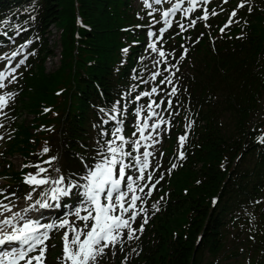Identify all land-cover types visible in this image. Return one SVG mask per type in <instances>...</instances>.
I'll use <instances>...</instances> for the list:
<instances>
[{"label":"trees","instance_id":"obj_1","mask_svg":"<svg viewBox=\"0 0 264 264\" xmlns=\"http://www.w3.org/2000/svg\"><path fill=\"white\" fill-rule=\"evenodd\" d=\"M248 3L252 8L242 12L241 29L230 37L214 27L207 34L197 22L186 40L189 45L196 38V46L181 50L183 60L168 42L181 36L179 25L162 38L165 74L158 81L171 101L163 110L168 137H187L184 159L172 152L155 159L159 183L143 203L148 223L136 233L139 239L125 238L122 247L110 248L103 264H223L228 259L264 264V0ZM134 11L130 0H0V55L7 46L27 50L19 76L6 88L0 178L7 184L0 198L20 199L32 190L23 178L43 168L41 178L64 179L49 190L69 189L56 201L57 210L74 204L82 187L71 186L86 183L83 177L113 139L111 115L123 106L118 115L126 121L148 78L143 35L133 38L130 31L121 41L117 37L122 20L128 15L131 21ZM186 20L180 23L187 26ZM54 24L62 31V60L54 74H47L43 65L53 55L49 30ZM130 149L126 144L124 151ZM14 155L22 158L24 173L14 170ZM142 223L143 214L132 227ZM55 251L58 256L52 257ZM55 251L46 254L47 264L61 263L58 246Z\"/></svg>","mask_w":264,"mask_h":264},{"label":"snow or ice","instance_id":"obj_2","mask_svg":"<svg viewBox=\"0 0 264 264\" xmlns=\"http://www.w3.org/2000/svg\"><path fill=\"white\" fill-rule=\"evenodd\" d=\"M163 0H144V6L151 9L152 4L161 5ZM171 7L163 10L160 15L163 21V26L159 29L158 39L163 38V34L172 26L171 17H174L178 12H182L183 17L187 18L190 13H193L198 5H204L209 0H168ZM226 3L227 0H224ZM186 3V7L184 6ZM246 5V0H241V3L237 5V9H234L230 15L229 20L225 24V28L230 26L234 20L233 18L237 15V10L243 8ZM155 11V10H153ZM149 15H153L150 11ZM212 15H216L213 10ZM209 13L206 8H203V15L197 19L206 21ZM179 24L180 31H186L187 27H193L197 23V20H190L186 26L183 23ZM208 25H206L207 27ZM221 32L224 28L220 29ZM153 32H149V36L152 37ZM148 47L153 52H158L160 57L165 56L164 51L158 49L156 42L149 43ZM125 51H127L125 49ZM15 57L16 53L12 54ZM180 59L183 60L184 56L181 55ZM24 60H20L19 65H22ZM178 70V69H177ZM15 72V68L11 69L8 73L0 72V89L6 85L4 81ZM160 73H154L152 79L155 80L156 76ZM14 80L15 77L13 76ZM164 81H162L163 83ZM167 82L171 83V79L167 78ZM156 88L153 87L151 93L145 92L144 96H151L156 93ZM177 90L172 89L174 95ZM171 107V101L168 102ZM7 104L5 96L0 95V111ZM154 102H149L147 105V118L142 122L138 121L136 131L139 133V139L132 141V152H138L141 147V141L152 140V144H145L142 158L140 156L134 157L135 163L131 165L138 170L139 176L133 178L131 175L126 176V169L130 166L125 163V158L132 155L131 152H125V145L129 141L121 135L122 129L117 126L111 133L113 139L106 141V148L104 151L98 153L103 157L102 160L95 163L94 168H90L87 175L83 177L86 181L83 185L73 184L71 187H82L84 201L80 207L75 209L72 213L76 217L77 221L83 222L82 227H78L76 221H70L69 219H63L59 224H40L38 220H34L26 215H21L19 212L13 213L10 216H4L5 212L11 213L12 209L8 204L0 202V248L5 244L18 245L10 247L8 250H0V264H45L47 244L46 242L51 238L50 231L54 228L65 229L62 235V260L61 264H98V260L105 254V249H114L118 244L123 246L124 233L126 231L127 240L139 239L136 235L137 232L143 233L144 224L148 223L145 208L143 206L144 198L150 197L152 191L155 189L156 184L159 180L153 182V175L148 173L145 175L146 170L149 168V157L152 156V152L148 151L149 147L159 143V139L153 138L151 132L145 136V131L151 128L152 132L156 129L161 128L163 123H166L162 118L156 123L149 125V120L156 115L154 112ZM159 107L158 104L155 105ZM2 126V125H0ZM135 136L136 133H133ZM3 139V137H0ZM186 136L181 135L179 137V145L182 148L184 145ZM119 141V143H117ZM45 153L48 152L47 148H44ZM179 159H184V153H179ZM55 159V158H52ZM45 163H51L46 161ZM176 165H173L175 168ZM46 169L39 168L37 175H28L25 177V183L35 185L48 184L49 178L37 179V176L45 172ZM163 177H161L162 179ZM127 180L126 188L127 191L121 190L122 181ZM147 181L144 184H140V181ZM57 185L63 184L64 179H54L51 181ZM145 188L147 192L145 193ZM51 200L55 201L59 199L61 195H67L69 189L57 187L52 189ZM143 193L144 195H139ZM0 195H3L0 190ZM14 195V194H13ZM46 196V194H45ZM31 194L27 199H31ZM8 199V197H5ZM138 201L140 204L138 205ZM35 205L40 208L51 207L43 198L36 200ZM33 205L32 207H34ZM153 208L159 210L156 205ZM31 208L25 209L24 211H30ZM85 213L81 215V213ZM130 213V215H129ZM143 214V223L139 229H134L132 224L136 221L138 216ZM15 221V223H14ZM22 222V223H21ZM43 229V231H41ZM32 253H36L32 255Z\"/></svg>","mask_w":264,"mask_h":264},{"label":"rangeland","instance_id":"obj_3","mask_svg":"<svg viewBox=\"0 0 264 264\" xmlns=\"http://www.w3.org/2000/svg\"><path fill=\"white\" fill-rule=\"evenodd\" d=\"M131 2V6L133 8V10H135L132 13L133 19L127 20L128 15L125 16L124 20H122V23L119 26L120 29V34L117 35L118 40H120L121 36L127 35L130 31L132 32V36L133 38H137L139 37V35H143V37L139 38L140 39V46H142L143 48H145V51L147 52V60H148V64L146 69L148 70V78L144 81V87L143 90L140 91L139 93H141L139 95L140 100L136 99V96H134V100L136 102H138L137 104H134L131 106L129 112H128V116L129 118L126 121H123L122 119H120L121 117L118 115V113L122 114L124 107H120L117 108L116 111L114 112V114L111 115L110 119L113 121V123H111V125L114 126V128H116L117 126H119L122 129L121 135H124V128L127 127L126 131L130 132V136L127 139L129 141L128 146L130 149V152L132 153L131 156L126 157L125 158V163L128 164L130 167L126 169V176L127 175H131L133 178H136L139 176V172L136 168L131 167V165H133L135 163L134 161V157L136 156H140L142 158V153L144 151V145L145 144H152V140H147V141H141V147L140 150L138 152H132V141L139 139V133L136 131L137 129V124L138 121L142 122L144 119L147 118V105L149 104V102H154V112L156 113L155 116L152 117L151 120H149V125H151L152 123H156L158 121L161 120V118L166 121V123H163L161 125V128H158L155 130V132H152L151 128L149 127V129L147 131H145V136H147L150 132L152 134L153 138L159 139V143L154 144L152 147L148 148V151L152 152V156L149 157V168L146 170L145 175L147 176L148 173H151L153 175V182H155L156 180L154 179V173H155V169H156V165L157 164L155 162V159L160 158L162 154H168V153H174L177 157H179V153L181 152V148L179 145V138H173L172 136L168 137V128H169V121L166 119V115L164 114V110L163 107L166 103V105H168L169 103L168 101V97L166 95L163 94V88H161V82L158 81V77L159 75H164L165 74V70H162V65L164 63V57L161 58L158 52H153L149 47V43L155 41L156 42V46L158 49H161L164 51V53L166 52L163 48V41L162 39H158L159 36V29L163 26V21L161 18L160 13L171 7V4L168 2V0H163L161 5H155L154 3L152 4V8H146L144 6V0H130ZM173 2H175V0H173ZM149 3H152V0H149ZM241 3V0H227V2L225 3L224 0H209V2L207 4L204 5H198L197 9L193 12L190 13L188 15L187 18L183 17L182 12H178L174 17H171L170 19L173 21L172 22V26L170 28H168L167 31L174 29L177 25H179L177 23L181 22V19H187L186 21H190V20H197V22H201L203 27H205L208 31L207 34H211L212 30L211 28H217L218 32L220 34H224L223 36H227L230 37L231 32H234V30L236 29H241V27L239 26V19L244 20V18L246 16L242 15V12H246L248 10H251V5L248 3V0H246V5L245 7L247 8L246 10H244L245 7L243 8H239L237 10V15L233 18L234 22L228 26L227 28H225V24L228 22L229 20V15L230 13L234 10L237 9V5ZM185 7L187 6L186 3L184 5ZM75 4H74V11H75ZM203 8H206L208 10L209 16L208 19L206 21L204 20H200L197 19L198 17L203 15ZM155 10V11H153ZM213 10L216 12V15H212ZM152 11L153 15H149V12ZM76 16L78 15V13L76 12L75 14ZM75 16V17H76ZM78 22V21H77ZM207 22H210V26L206 27ZM211 22H212V26H211ZM183 24H186V22H184ZM197 24V23H196ZM238 25V27H237ZM133 26H137V29L134 30H130L131 27ZM194 27V26H193ZM179 28V26H178ZM192 27H187L186 31L181 32L180 28H179V32H180V37L178 38H174V39H170L168 42L171 44L173 43V47H174V55L176 56V58H180L181 55L184 56V54L181 53V50H185L188 47H191L192 51L195 48L196 44L193 43V41L196 39H192L189 40V45L186 44V40L189 37V33L188 31L191 29ZM224 28V31L221 32L220 29ZM61 29L58 25L54 24L53 26L50 27L49 30V42L52 46L53 49V55L51 56L50 59H47L46 62L43 65V70L47 73V74H54V71L60 66L61 64V60H62V54H61V50H62V46H61ZM149 32H153L154 35L152 37L149 36ZM123 33V35L121 34ZM206 34V37L208 36ZM238 34V33H236ZM234 34V35H236ZM164 37V36H163ZM130 41L132 39H129ZM123 41L125 42V40L123 39ZM116 45V44H115ZM122 45L118 46V50H120ZM138 49V48H137ZM7 51V52H5ZM5 51L3 52L4 54L0 56V68H1V72L4 71L5 73H8L11 69H13L16 64L25 58V56L27 55V50L24 47H17V46H10V47H5ZM19 51V52H16ZM13 53H16L15 57H13ZM131 54V53H130ZM115 57V56H114ZM129 57L125 58V61H128ZM9 60H13L12 63L8 61ZM146 60V61H147ZM14 62V63H13ZM159 72L160 74L156 76L155 80H153L151 77L154 73ZM19 72L17 73V71L13 72L11 74V76H8V78L4 81V84L6 85L4 88L0 89V92H4L7 89V85L11 86L16 79H12V77L14 76H19L18 75ZM16 78V77H15ZM12 83V84H11ZM155 87L156 88V93L152 94L151 96H144L143 93L148 92L151 93L152 88ZM60 92V91H58ZM59 93H57L56 95H58ZM62 98H59L58 101H61ZM158 104L159 107H156L155 105ZM6 111V109L4 110ZM2 111H0V116ZM43 112V111H42ZM4 113V112H3ZM52 112H43V115L48 114ZM31 115V114H30ZM5 116L6 113L4 114L3 117H0V122L5 121ZM23 118H25L26 120H30L32 118V116H26L24 115ZM3 127V128H2ZM2 128L1 131V137L4 136V126H0V129ZM133 133H136V135L134 136ZM4 139V137H3ZM3 139H0V145L3 142ZM171 149V150H170ZM170 150V151H169ZM166 154V155H167ZM12 165L14 166V170H18V172L20 173H24L23 171H21V163H22V158H20L18 155H14L13 157H11L10 159ZM43 179V178H47V177H43L41 178L40 176L37 177V179ZM24 182H25V178ZM55 178L53 177L52 179H49V183L48 184H44V185H40L39 187L32 185V190L31 191H25L23 192L21 195L22 197L20 199H15L12 198L10 200V195L5 194V196L0 198V202H3L4 204H8L11 209L12 212L8 213L5 212L4 216H10L13 213H17L19 212L21 215H26L27 217H30L34 220H38V222L40 224H59L63 219L67 218L70 221H74L76 220V217L74 215H72V213L75 212V209L77 207H80L81 204L84 201V197H83V190H78L77 191V198L74 202V204L71 207H65L63 210V208L58 209L57 210V206H56V201L58 200H51L50 197L52 196L53 192L52 189L49 190L50 185H52L53 183L51 182L52 180H54ZM147 181H140V184H144ZM126 183L127 180L122 181L121 183V190L122 191H127L126 188ZM7 184V181H5L3 178H0V188L2 185ZM54 189V188H53ZM147 188H145V193L147 192ZM154 191V190H153ZM153 191L150 197H153ZM3 192V191H2ZM5 193V191L3 192V194ZM29 194H31V199H27V197L29 196ZM46 194V196H45ZM139 195H144L143 193H138ZM5 197H8V199H5ZM46 200V202L48 204L51 205V207L48 208H40L38 205H35V201L36 200H41V199ZM147 199V198H146ZM140 204V203H139ZM33 205H35L34 207H32ZM31 208L30 211L25 212V209H29ZM0 211H3V209H0ZM57 211V214H59L57 216H55V213ZM85 213H81V215H84ZM130 215V213H129ZM0 219H3V217H0ZM15 223V221H14ZM22 223V222H21ZM83 222L79 221V225H77L78 227H82ZM134 224V223H133ZM132 224V226H133ZM41 231H43V229H41ZM52 231V232H51ZM51 235L54 234L55 238L52 240L51 242V238L50 241L47 242V251L46 254L48 253V251L50 250H57V246L59 247V250L61 251L62 254V235L63 232L65 231V229H57L54 228L52 229ZM58 231H60V233H57ZM232 234H234V232H231ZM127 238L126 235V231L124 233V239ZM59 244V245H58ZM110 250L109 249H105V254L99 258L98 260V264H103L105 261V255L107 254V252ZM52 253V251H51ZM36 254V253H35ZM33 254V255H35ZM45 254V255H46ZM52 257H57L58 253L55 251L53 254H51ZM223 264H235V262L232 259H228L222 262ZM45 264L46 260H45ZM61 264V263H60Z\"/></svg>","mask_w":264,"mask_h":264}]
</instances>
